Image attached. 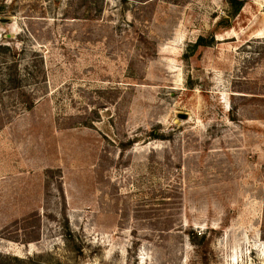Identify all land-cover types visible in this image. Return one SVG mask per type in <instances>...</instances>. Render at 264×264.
<instances>
[{
  "label": "rangeland",
  "instance_id": "374dc122",
  "mask_svg": "<svg viewBox=\"0 0 264 264\" xmlns=\"http://www.w3.org/2000/svg\"><path fill=\"white\" fill-rule=\"evenodd\" d=\"M243 4L0 0V264H264V0Z\"/></svg>",
  "mask_w": 264,
  "mask_h": 264
},
{
  "label": "trees",
  "instance_id": "16d2710c",
  "mask_svg": "<svg viewBox=\"0 0 264 264\" xmlns=\"http://www.w3.org/2000/svg\"><path fill=\"white\" fill-rule=\"evenodd\" d=\"M56 2H58L59 0H54ZM245 0H229V4L233 10V13L234 14H238L242 7H243V3H244ZM222 23L225 24L224 21H222ZM210 45H208L206 42H205V39L204 38H199L197 40V42L194 44V47L196 49L200 48V47H208ZM0 49H4V47L2 45H0ZM7 51H0V58H1V54L3 53H6ZM18 51H11V54L12 55H16ZM8 61H5V62H1L0 63V67H5V71L8 72V75H7V78L6 79H0V92L1 94L3 93L2 89H5L6 86H12L11 88L13 89H20V80L18 79V69H17V62L16 61H13L12 63L8 62ZM1 99H3V96H1ZM3 106L4 105L1 103L0 106ZM23 105L25 106V109L26 110H31L32 107H33V103L31 101H28V102H24ZM3 110H5L4 108H0V121L4 120L5 117H7V114L3 112ZM158 139V138H156Z\"/></svg>",
  "mask_w": 264,
  "mask_h": 264
},
{
  "label": "water",
  "instance_id": "95a60500",
  "mask_svg": "<svg viewBox=\"0 0 264 264\" xmlns=\"http://www.w3.org/2000/svg\"><path fill=\"white\" fill-rule=\"evenodd\" d=\"M184 118H186V117H184Z\"/></svg>",
  "mask_w": 264,
  "mask_h": 264
}]
</instances>
